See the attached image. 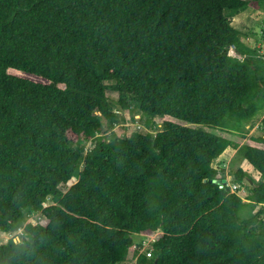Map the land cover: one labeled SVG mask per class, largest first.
Masks as SVG:
<instances>
[{
	"label": "trees",
	"instance_id": "16d2710c",
	"mask_svg": "<svg viewBox=\"0 0 264 264\" xmlns=\"http://www.w3.org/2000/svg\"><path fill=\"white\" fill-rule=\"evenodd\" d=\"M263 6L0 0V232L22 229L0 264H264V53L230 19ZM134 107L161 130L117 135ZM229 147L260 174L238 167L233 193Z\"/></svg>",
	"mask_w": 264,
	"mask_h": 264
},
{
	"label": "rangeland",
	"instance_id": "374dc122",
	"mask_svg": "<svg viewBox=\"0 0 264 264\" xmlns=\"http://www.w3.org/2000/svg\"><path fill=\"white\" fill-rule=\"evenodd\" d=\"M231 24L238 30H240L242 33H246L247 37H243L246 44L253 46V47H261L262 53H264V41L261 39V32L264 29V6L259 9H247L244 12H240L234 17H231ZM252 32V33H251ZM229 55L236 56V53L233 50H229ZM109 99L116 100L118 97V94L116 92H113L111 90H107L106 92ZM167 118H159L157 117L155 119V123H157V127L153 130L148 129L147 126V119L146 117L139 112V109L137 107H134L133 112L130 111H120L118 123L115 126L114 132L119 135L120 137H124L126 135H129L131 132L136 131L140 132L142 134L146 133H152L153 135L156 134L157 131L161 130L162 123ZM260 120L261 117H257L252 124L248 125L246 127V138L243 139L240 136H235L234 139L238 143V145H242L248 142V139H250L251 136H259L262 135V130L260 129ZM103 134H106V137L109 139V133L107 132V128L104 126L102 130ZM87 148L93 147V144L91 142H88ZM233 156V157H232ZM230 163L228 164V162ZM225 162V165L222 166L225 172V177L233 176L234 171L241 167L243 170H245L247 173L250 174L251 177H253L255 180L260 179V174H258L257 171L254 170V168L247 163H242L243 161L240 159V157L237 155V150L233 147L227 148L223 154L214 162V166L221 169L220 162ZM233 178V177H232ZM231 178L232 182L233 179ZM75 183H77V178L71 179L66 185H62L61 189L63 191H67L71 186H73ZM53 204L51 201H48L45 203V207ZM264 219V216H263ZM32 224H42L45 225L47 223V219L42 217L40 214H37L35 216H32L28 220ZM21 234L22 229H19L16 232L12 233H3L0 232V245L6 244L8 240L14 239L15 242L21 241ZM134 241L135 244H139L140 242L143 244L142 253L146 254L149 257L148 253L151 252V244L155 239V235H148L144 236L142 234L140 235H134ZM135 248L130 249L129 255L127 258V261L124 264H137V256H135Z\"/></svg>",
	"mask_w": 264,
	"mask_h": 264
},
{
	"label": "built area",
	"instance_id": "2783aa9c",
	"mask_svg": "<svg viewBox=\"0 0 264 264\" xmlns=\"http://www.w3.org/2000/svg\"><path fill=\"white\" fill-rule=\"evenodd\" d=\"M220 183H221V187H224V185L230 187V192L231 193L238 191V186L239 185H237V184H231L230 182H228L226 180H224V181H222ZM148 255L150 256L151 254L148 253Z\"/></svg>",
	"mask_w": 264,
	"mask_h": 264
},
{
	"label": "clouds",
	"instance_id": "9594fccd",
	"mask_svg": "<svg viewBox=\"0 0 264 264\" xmlns=\"http://www.w3.org/2000/svg\"><path fill=\"white\" fill-rule=\"evenodd\" d=\"M237 56V55H236ZM92 144V143H91ZM217 160V159H216ZM215 160V161H216ZM220 164V163H219ZM221 166H224L225 164H220ZM216 167V166H215ZM217 168V167H216ZM255 170V169H254ZM256 171V170H255ZM259 174V173H258ZM231 178H232V176H231ZM231 178H230V176H228L227 178L225 177V179L224 180H226V181H228V182H230L231 184H234L233 182H232V180H231ZM233 179V178H232ZM223 180V181H224ZM221 181V180H220ZM222 182V181H221ZM226 187H228V186H226ZM229 189H230V187H228ZM244 195H246V191L245 190H243V194H242V198H243V200L244 201H246V199H245V197H244Z\"/></svg>",
	"mask_w": 264,
	"mask_h": 264
},
{
	"label": "crops",
	"instance_id": "0c3cea01",
	"mask_svg": "<svg viewBox=\"0 0 264 264\" xmlns=\"http://www.w3.org/2000/svg\"><path fill=\"white\" fill-rule=\"evenodd\" d=\"M236 150H237V149H236ZM232 157H233V156H232ZM230 161H231V160H229L228 164L230 163ZM242 163H247V164L250 166V164H249L246 160H244ZM220 164H225V162L221 161Z\"/></svg>",
	"mask_w": 264,
	"mask_h": 264
}]
</instances>
